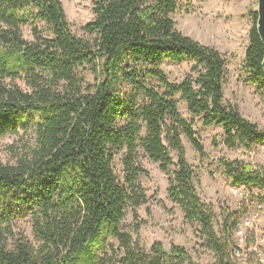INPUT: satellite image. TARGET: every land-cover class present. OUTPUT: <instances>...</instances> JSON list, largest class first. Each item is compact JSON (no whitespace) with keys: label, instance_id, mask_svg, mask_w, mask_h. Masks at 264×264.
I'll return each instance as SVG.
<instances>
[{"label":"trees","instance_id":"1","mask_svg":"<svg viewBox=\"0 0 264 264\" xmlns=\"http://www.w3.org/2000/svg\"><path fill=\"white\" fill-rule=\"evenodd\" d=\"M180 3L94 0V19L78 35L60 0H0V139L22 132L34 140L15 163H0V264H199L179 245L168 251L156 241L147 250L140 224L123 228L127 211L137 221L150 201L140 179L144 158L167 175L169 200L216 264H238L232 236L248 211L223 210L216 230L215 207L199 193L182 134L202 160L208 154L195 118H184L179 103L204 127L220 126L230 150L253 153L264 145V129L226 101V56L177 29L172 16ZM250 16L244 67L248 81L264 89L257 11ZM167 61L187 62L189 71L171 81L162 69ZM220 164L231 186L264 188L263 166ZM255 200L264 204V194ZM15 205L33 212L38 244L15 233Z\"/></svg>","mask_w":264,"mask_h":264},{"label":"rangeland","instance_id":"2","mask_svg":"<svg viewBox=\"0 0 264 264\" xmlns=\"http://www.w3.org/2000/svg\"><path fill=\"white\" fill-rule=\"evenodd\" d=\"M60 1L73 31L83 35L82 27L94 19V0ZM180 7L181 9L172 16L177 29L205 45L215 47L226 56L228 68L224 90L226 101L237 106L244 117L264 129V89H259L248 81L249 72L244 67L245 51L250 42L249 31L252 26L250 13L257 10L258 0H192L190 3L183 0ZM24 35L27 39H32L30 26L24 28ZM162 69L171 81L177 82L189 71V64L167 61ZM88 80L92 83L94 78L88 74ZM151 81L152 86L158 87L157 80ZM18 83L26 88L23 81ZM124 91L128 89L124 88ZM179 107L184 118L188 120L195 118V130L208 154V157L202 160L182 134L187 158L195 169L200 195L204 201L215 207L218 216L215 228L220 231L223 210L229 209L246 214L254 207L250 202H254L257 196L264 194V188L256 187L241 189L240 194L237 195L232 194L230 187L233 182L220 164L221 159H243L256 167H264V145L257 146L253 153H246L241 149L230 150L221 144L223 130L220 126L204 127L202 118L193 117L187 111L184 101H180ZM33 141L30 133L22 132L19 136L1 138L0 163H15L18 157L32 148ZM114 166L116 173L122 176L123 169L119 159ZM143 166L147 174L142 175L140 179L150 201L139 208L137 221L132 211L128 210L123 228L129 231V228L135 229L136 224H140L139 240L147 250L156 241H160L168 251L171 245L175 244L186 248L199 264H216L214 254L204 246L195 227L184 222L181 209L169 200L167 175L160 170L158 163L149 158L143 159ZM246 206L249 208L247 209ZM13 212L16 214L12 221L15 233L22 234L38 244L33 231V212L18 205L13 207ZM259 227L258 234L262 236L263 231L260 230H264V226L259 224ZM133 236L137 238L134 233ZM232 239L237 242L235 236H232ZM254 239L255 235H252L244 243L243 256L238 258L236 263L249 264L259 258V262L264 264V252L263 254L257 252L258 245L264 248V242L257 245ZM109 242L117 244L113 238H110Z\"/></svg>","mask_w":264,"mask_h":264},{"label":"built area","instance_id":"3","mask_svg":"<svg viewBox=\"0 0 264 264\" xmlns=\"http://www.w3.org/2000/svg\"><path fill=\"white\" fill-rule=\"evenodd\" d=\"M241 189H247L246 185L241 187L231 186L230 192L234 195L240 194ZM254 205L249 214L240 220L236 229L234 230V236L237 239L235 242L234 256L238 259L243 256V245L246 243L249 237L254 235L256 225L261 221V204L258 201L250 202Z\"/></svg>","mask_w":264,"mask_h":264},{"label":"water","instance_id":"4","mask_svg":"<svg viewBox=\"0 0 264 264\" xmlns=\"http://www.w3.org/2000/svg\"><path fill=\"white\" fill-rule=\"evenodd\" d=\"M257 29L259 36L264 44V0H258V8H257ZM263 70H264V61H263Z\"/></svg>","mask_w":264,"mask_h":264},{"label":"crops","instance_id":"5","mask_svg":"<svg viewBox=\"0 0 264 264\" xmlns=\"http://www.w3.org/2000/svg\"><path fill=\"white\" fill-rule=\"evenodd\" d=\"M198 190H199V187H198ZM261 206H262L261 207V221L259 222V224L264 226V204H261ZM248 214H249V212H248ZM259 224L256 225L257 227L255 228V231H254V235H255L254 241H256L257 245L260 244L261 242H264V230H260V231H263V233H262L263 235L262 236H260L258 234L259 233V228H260ZM258 247H259V249L257 250V252H260L261 254H263L262 252H264V248L262 246H259V245H258Z\"/></svg>","mask_w":264,"mask_h":264}]
</instances>
